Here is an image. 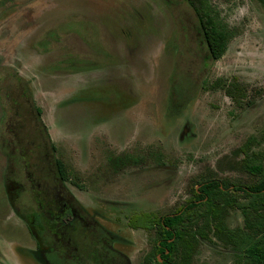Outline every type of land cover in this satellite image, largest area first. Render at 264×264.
Segmentation results:
<instances>
[{
  "label": "rangeland",
  "instance_id": "1",
  "mask_svg": "<svg viewBox=\"0 0 264 264\" xmlns=\"http://www.w3.org/2000/svg\"><path fill=\"white\" fill-rule=\"evenodd\" d=\"M193 1L230 33L217 60L192 0H0V264L52 261L20 212L55 190L113 239L109 264H149L157 233L131 216L174 213L207 179L256 180L238 163L246 144L264 151V4ZM217 80L241 85L242 104ZM226 220L244 225L239 209ZM237 256L214 239L193 263Z\"/></svg>",
  "mask_w": 264,
  "mask_h": 264
},
{
  "label": "trees",
  "instance_id": "2",
  "mask_svg": "<svg viewBox=\"0 0 264 264\" xmlns=\"http://www.w3.org/2000/svg\"><path fill=\"white\" fill-rule=\"evenodd\" d=\"M261 1L264 4V0ZM192 2L197 8L193 10L203 34L208 59L217 60L226 52L230 33L217 21L212 9H199L195 1ZM216 82L237 104H242L244 89L241 85L232 81ZM240 152L239 168L256 177L246 187L234 185L232 189L230 183L223 180L207 179L201 187L194 188L185 205L172 214L159 216L155 212H142L130 217V227L155 229L157 233L155 251L149 264H193L201 239L211 241L212 235L239 251V263L244 259L245 264H264V151H253L246 144ZM57 168L60 178L68 180L67 170L60 161H57ZM62 189L47 193L48 198H44L36 210L20 212L44 253L39 257L44 259V255L47 258L53 255L49 264H99L106 260L99 254L108 252L110 259L113 252L105 240L110 244L113 239L107 237L102 228L97 229L98 233H90V229L78 232L77 228L71 234L67 232V225H76L72 219L76 214L70 207V201L75 198L67 188ZM12 190L20 194L19 186L8 189L14 199ZM230 208L242 210L243 226L230 228L227 225L225 219ZM89 234L93 238L88 243V240L83 242L81 235L88 237ZM157 254H161L162 260Z\"/></svg>",
  "mask_w": 264,
  "mask_h": 264
},
{
  "label": "flooded vegetation",
  "instance_id": "3",
  "mask_svg": "<svg viewBox=\"0 0 264 264\" xmlns=\"http://www.w3.org/2000/svg\"><path fill=\"white\" fill-rule=\"evenodd\" d=\"M204 183V182H203ZM202 185V184H201ZM201 185L199 186V187H201ZM231 186V188L233 189L234 188V185H239V184H230ZM240 185H242V184H240ZM242 186H244V187H246V185H242ZM198 187V188H199ZM67 188V187H66ZM67 191H69V193H70V195H71V197L73 198H75V196L72 194V192L69 190V189H67ZM192 195H193V193H192ZM76 199V198H75ZM71 200L70 201V204H71V208H72V213L74 212L75 214H76V216L75 215H73L72 216V219H74V221H76V225H73V223H70L69 225H67V232L68 233H72L76 228H77V231L78 232H81V231H83V230H89V228H87L88 227V222H89V216H87L86 215V213H85V211H84V208L81 206V204L79 203V200ZM186 203V202H185ZM185 205V204H184ZM231 209H239V208H230L229 209V214H230V211H231ZM239 210H241V209H239ZM176 212V211H175ZM241 212H242V210H241ZM140 213H142V212H140ZM137 214V213H136ZM172 214V213H171ZM229 214L226 216V219L228 218V216H229ZM242 215H243V212H242ZM160 216V215H159ZM243 218H244V215H243ZM225 219V221H226V223H227V220ZM129 222V221H128ZM228 225V224H227ZM243 226V225H242ZM231 228V227H230ZM235 228V227H234ZM97 229V228H96ZM134 229V228H133ZM139 229H143V228H139ZM32 233V232H31ZM87 237H85L84 235H81V240L83 241V242H86V239ZM36 239V238H35ZM214 239H217L215 236H213L212 235V240L211 241H214ZM218 240V239H217ZM203 241H210V240H205V239H201V242H200V245H201V243L203 242ZM221 242V241H220ZM87 243H88V241H87ZM105 243L107 244V245H109L110 247H111V249H113L112 248V245H111V243L109 244V242H108V240H105ZM223 243V242H222ZM224 244V243H223ZM199 245V246H200ZM226 246H229V245H226ZM231 248H233L232 246H230ZM100 249V248H99ZM234 249V248H233ZM101 250V249H100ZM114 250V249H113ZM198 250H199V248H198ZM198 250H197V252H198ZM235 250V249H234ZM102 251V250H101ZM236 251V250H235ZM196 252V253H197ZM196 253H195V255H196ZM237 254H238V256H237V258H238V264H245L244 263V259H241L242 261L239 263V255H240V253H239V251H237ZM99 255H101V256H103L106 260H103V261H101L99 264H109L110 263V261H111V259H108L109 258V254H108V252H101ZM194 255V256H195ZM157 257L159 258V260H162V258H161V254H157ZM194 258V257H193ZM194 264V263H193Z\"/></svg>",
  "mask_w": 264,
  "mask_h": 264
}]
</instances>
